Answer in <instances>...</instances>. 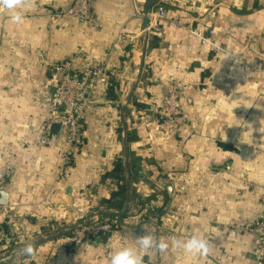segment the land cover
<instances>
[{
    "label": "crops",
    "instance_id": "1",
    "mask_svg": "<svg viewBox=\"0 0 264 264\" xmlns=\"http://www.w3.org/2000/svg\"><path fill=\"white\" fill-rule=\"evenodd\" d=\"M74 1L31 0L19 24L0 10V189L10 197L0 264H108L120 234L132 245L144 224L169 244L193 235L210 244L195 258L153 250L144 264H251L249 229L264 218V0H92L98 27L55 16ZM158 6L166 17L148 34ZM209 29L215 46L202 43ZM65 64L102 65L110 83L96 87L81 148L62 171L65 128L41 140L63 114L46 99ZM171 83L185 118L174 130L156 114ZM86 215L119 228L75 246ZM28 240L34 259L19 255Z\"/></svg>",
    "mask_w": 264,
    "mask_h": 264
},
{
    "label": "built area",
    "instance_id": "2",
    "mask_svg": "<svg viewBox=\"0 0 264 264\" xmlns=\"http://www.w3.org/2000/svg\"><path fill=\"white\" fill-rule=\"evenodd\" d=\"M55 16L70 17L84 25L99 26L92 0H75L68 10L56 13ZM165 17L166 12L163 6L149 9L148 23L145 27L147 33L158 31L160 22ZM207 32L206 36H201L202 43L215 46L213 30L209 29ZM64 67L67 68V71L59 80L54 94L46 99V104L50 108L60 107L63 114H54L52 119L47 122L46 133L41 140L42 144L51 141L50 129L54 124L65 128L67 149L62 158V171L70 163V158L74 157L81 148L84 138L83 118L94 104L93 95L96 87H107L110 83L107 70L102 65L85 68L80 72L71 71L68 64H65ZM261 74L264 76V68L261 70ZM156 114L157 119L164 122L170 129L174 130L185 124L176 83H171L168 86L164 103L161 108L156 110ZM80 225L73 234L75 246L81 245L88 239L113 233L119 228L116 221L100 222L97 219L90 224ZM249 230L254 232L258 238V246L251 264H264V218L256 222Z\"/></svg>",
    "mask_w": 264,
    "mask_h": 264
},
{
    "label": "clouds",
    "instance_id": "3",
    "mask_svg": "<svg viewBox=\"0 0 264 264\" xmlns=\"http://www.w3.org/2000/svg\"><path fill=\"white\" fill-rule=\"evenodd\" d=\"M31 0H0V10H6L11 13L10 20L19 24L22 22L23 13L21 6H28ZM226 59H231L236 65L243 62L239 53L226 52ZM259 131L264 133V125H261ZM10 202L9 194L0 189V207H6ZM113 234L110 241L115 239ZM129 234L122 232L120 239L124 246L116 249L109 258L108 264H144V256L153 250L160 254L166 253L169 248L181 252L190 257H204L210 251L209 241L202 236L193 235L188 239H175L169 244L165 239L157 237L149 224L143 225V235L135 236L131 234L132 245H128ZM20 257L34 259L37 255V245L34 241L28 240L20 246Z\"/></svg>",
    "mask_w": 264,
    "mask_h": 264
},
{
    "label": "rangeland",
    "instance_id": "4",
    "mask_svg": "<svg viewBox=\"0 0 264 264\" xmlns=\"http://www.w3.org/2000/svg\"><path fill=\"white\" fill-rule=\"evenodd\" d=\"M93 220H95V217H91V216H89V215H86V217L83 219V221L81 222V225L82 224H90V223H92L93 222ZM97 220H99L100 222H105L104 220H100V219H97ZM80 225V226H81ZM78 227H76L74 230H73V233L75 232V230L77 229ZM74 236V235H73Z\"/></svg>",
    "mask_w": 264,
    "mask_h": 264
},
{
    "label": "water",
    "instance_id": "5",
    "mask_svg": "<svg viewBox=\"0 0 264 264\" xmlns=\"http://www.w3.org/2000/svg\"><path fill=\"white\" fill-rule=\"evenodd\" d=\"M146 17H147V20H146V25H147V23H148V13H147V16Z\"/></svg>",
    "mask_w": 264,
    "mask_h": 264
},
{
    "label": "bare ground",
    "instance_id": "6",
    "mask_svg": "<svg viewBox=\"0 0 264 264\" xmlns=\"http://www.w3.org/2000/svg\"><path fill=\"white\" fill-rule=\"evenodd\" d=\"M141 47V46H140ZM139 54V53H138ZM135 56H136V54H135ZM136 58V57H135ZM138 58V57H137ZM136 60V59H135Z\"/></svg>",
    "mask_w": 264,
    "mask_h": 264
},
{
    "label": "trees",
    "instance_id": "7",
    "mask_svg": "<svg viewBox=\"0 0 264 264\" xmlns=\"http://www.w3.org/2000/svg\"><path fill=\"white\" fill-rule=\"evenodd\" d=\"M71 158H72V157H71ZM71 158H70V159H71Z\"/></svg>",
    "mask_w": 264,
    "mask_h": 264
}]
</instances>
